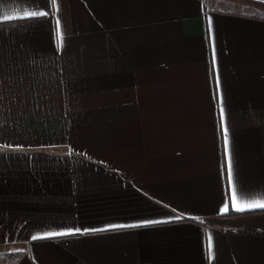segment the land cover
<instances>
[{
	"label": "crops",
	"instance_id": "0c3cea01",
	"mask_svg": "<svg viewBox=\"0 0 264 264\" xmlns=\"http://www.w3.org/2000/svg\"><path fill=\"white\" fill-rule=\"evenodd\" d=\"M261 201L264 0H0L2 264H264Z\"/></svg>",
	"mask_w": 264,
	"mask_h": 264
},
{
	"label": "snow or ice",
	"instance_id": "6c2138e0",
	"mask_svg": "<svg viewBox=\"0 0 264 264\" xmlns=\"http://www.w3.org/2000/svg\"><path fill=\"white\" fill-rule=\"evenodd\" d=\"M47 14L48 13H45V12H39V13L30 12V13H27L28 16H37V15L43 16V15H47ZM12 18H14V17H5V19H12ZM57 35H58V38H59L60 37L59 21H57ZM59 46H62V40H61ZM225 148L227 150V138L225 139ZM228 180H229L230 184L234 180L230 162H229V166H228ZM254 209H264V201L256 202V203H246V204H243L241 206L236 207V210H238V211H247V210H254ZM65 234H67V233H49L48 235L52 236V235H65ZM36 238H43V237H33V239H36ZM210 247H211V245H210Z\"/></svg>",
	"mask_w": 264,
	"mask_h": 264
},
{
	"label": "trees",
	"instance_id": "16d2710c",
	"mask_svg": "<svg viewBox=\"0 0 264 264\" xmlns=\"http://www.w3.org/2000/svg\"><path fill=\"white\" fill-rule=\"evenodd\" d=\"M16 256L15 255H1L0 256V264L2 263H7L15 260Z\"/></svg>",
	"mask_w": 264,
	"mask_h": 264
}]
</instances>
